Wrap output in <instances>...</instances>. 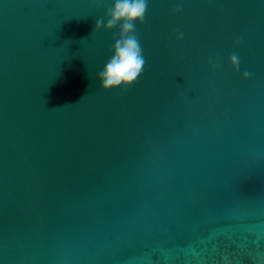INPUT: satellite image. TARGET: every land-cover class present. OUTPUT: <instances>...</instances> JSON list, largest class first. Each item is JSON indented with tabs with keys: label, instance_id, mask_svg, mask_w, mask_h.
I'll list each match as a JSON object with an SVG mask.
<instances>
[{
	"label": "water",
	"instance_id": "water-1",
	"mask_svg": "<svg viewBox=\"0 0 264 264\" xmlns=\"http://www.w3.org/2000/svg\"><path fill=\"white\" fill-rule=\"evenodd\" d=\"M113 4L0 0V264H264V0H148L104 92Z\"/></svg>",
	"mask_w": 264,
	"mask_h": 264
},
{
	"label": "clouds",
	"instance_id": "clouds-1",
	"mask_svg": "<svg viewBox=\"0 0 264 264\" xmlns=\"http://www.w3.org/2000/svg\"><path fill=\"white\" fill-rule=\"evenodd\" d=\"M147 9L148 0H114L113 7L106 13V22L104 18L96 21V32L102 28L107 31L117 26L120 28L119 36L115 40L113 55L97 77L102 91L131 88L143 74L145 58L136 35L135 25L144 23ZM177 39H183L182 35L178 34ZM231 65L239 71L240 60L236 54L231 56ZM249 75L245 72L244 79H248Z\"/></svg>",
	"mask_w": 264,
	"mask_h": 264
}]
</instances>
